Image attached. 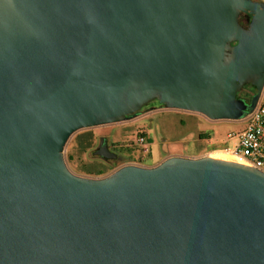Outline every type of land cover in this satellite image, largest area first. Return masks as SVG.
<instances>
[{
    "label": "water",
    "instance_id": "95a60500",
    "mask_svg": "<svg viewBox=\"0 0 264 264\" xmlns=\"http://www.w3.org/2000/svg\"><path fill=\"white\" fill-rule=\"evenodd\" d=\"M263 84V2L0 0V264H264V173L203 156L88 178L64 159L153 101L242 120ZM95 155L122 160L103 137Z\"/></svg>",
    "mask_w": 264,
    "mask_h": 264
},
{
    "label": "rangeland",
    "instance_id": "374dc122",
    "mask_svg": "<svg viewBox=\"0 0 264 264\" xmlns=\"http://www.w3.org/2000/svg\"><path fill=\"white\" fill-rule=\"evenodd\" d=\"M259 1L264 3V0ZM244 127L241 120L211 121L196 113L169 110L158 102H150L132 120L74 133L64 147V159L74 175L101 178L87 175L82 170L99 158L95 150L102 137L109 150L122 157L121 161H111L114 168L109 175L122 166H149L165 156L199 158L225 152L232 142L228 137L241 132ZM139 132L150 138L148 155H143L136 144ZM203 134L206 138L201 139Z\"/></svg>",
    "mask_w": 264,
    "mask_h": 264
},
{
    "label": "built area",
    "instance_id": "2783aa9c",
    "mask_svg": "<svg viewBox=\"0 0 264 264\" xmlns=\"http://www.w3.org/2000/svg\"><path fill=\"white\" fill-rule=\"evenodd\" d=\"M241 121L245 123L244 129L228 137L232 142L226 149L239 157L245 166L264 173V84L255 107ZM136 144L143 155L150 153L145 136L137 137Z\"/></svg>",
    "mask_w": 264,
    "mask_h": 264
},
{
    "label": "trees",
    "instance_id": "16d2710c",
    "mask_svg": "<svg viewBox=\"0 0 264 264\" xmlns=\"http://www.w3.org/2000/svg\"><path fill=\"white\" fill-rule=\"evenodd\" d=\"M253 1H258L259 0H253ZM250 20V17H248L247 15H243L240 19V23L242 26L246 27L248 25V22ZM248 85H244L243 88L241 89V91L237 94V98L239 99H244L247 96V88ZM256 93V90L254 89L253 94L248 96V100L251 99V97L254 96V94ZM145 136L144 132H139L137 136ZM201 139L206 138V136L200 135ZM147 142L150 143V138L149 136L146 137ZM113 165L111 162L108 161H103L100 158L95 159L93 162L90 163V165L86 166L82 171L87 174V175H91L93 177H102L107 175L110 171L113 170Z\"/></svg>",
    "mask_w": 264,
    "mask_h": 264
},
{
    "label": "bare ground",
    "instance_id": "6f19581e",
    "mask_svg": "<svg viewBox=\"0 0 264 264\" xmlns=\"http://www.w3.org/2000/svg\"><path fill=\"white\" fill-rule=\"evenodd\" d=\"M213 159L228 161V162H235L244 165V162L231 152L225 151V152H215L211 156Z\"/></svg>",
    "mask_w": 264,
    "mask_h": 264
},
{
    "label": "flooded vegetation",
    "instance_id": "af4514ba",
    "mask_svg": "<svg viewBox=\"0 0 264 264\" xmlns=\"http://www.w3.org/2000/svg\"><path fill=\"white\" fill-rule=\"evenodd\" d=\"M248 16V15H247ZM249 17V16H248ZM246 90H247V96L244 98V99H242L245 103H247V104H249L250 103V100H248V96L249 95H252L253 94V91H254V88L251 86V85H248L247 86V88H246ZM252 98V97H251ZM153 102H157V101H153ZM145 108V106L140 110V112L143 110ZM139 112V113H140ZM138 113V114H139ZM138 114H136L134 117H132V118H129L127 121H129V120H132V119H134ZM126 121V122H127ZM108 149H110V148H108ZM108 162H111L112 160H107ZM114 162V161H113Z\"/></svg>",
    "mask_w": 264,
    "mask_h": 264
},
{
    "label": "crops",
    "instance_id": "0c3cea01",
    "mask_svg": "<svg viewBox=\"0 0 264 264\" xmlns=\"http://www.w3.org/2000/svg\"><path fill=\"white\" fill-rule=\"evenodd\" d=\"M167 158V156H165V157H163V158H161L158 162H156V163H153V164H149V166H146V167H152V166H156V165H158L159 163H161L163 160H165Z\"/></svg>",
    "mask_w": 264,
    "mask_h": 264
}]
</instances>
